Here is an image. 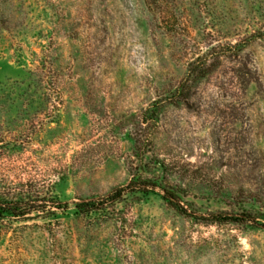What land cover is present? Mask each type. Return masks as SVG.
<instances>
[{"label":"rangeland","instance_id":"rangeland-1","mask_svg":"<svg viewBox=\"0 0 264 264\" xmlns=\"http://www.w3.org/2000/svg\"><path fill=\"white\" fill-rule=\"evenodd\" d=\"M15 200L0 264H264V226L204 219L264 223V0H0Z\"/></svg>","mask_w":264,"mask_h":264},{"label":"trees","instance_id":"trees-1","mask_svg":"<svg viewBox=\"0 0 264 264\" xmlns=\"http://www.w3.org/2000/svg\"><path fill=\"white\" fill-rule=\"evenodd\" d=\"M135 181H130L125 186H119L116 189H114L108 196L105 198L100 199L99 201L95 200H88V201H82L77 205L78 208H80L83 211H90L92 209H98L102 205L107 203H112L116 200H118L122 194L126 190H134V189H140L147 191L149 190V187L154 188L156 186V183L151 180H142L140 183V186L135 188ZM164 197L170 199L172 205L177 206L179 209H183V207L179 204V196L174 193L173 191L169 189H164ZM174 199V200H173ZM52 203H55L52 201ZM37 205L33 204L31 201L26 200H15L11 203H6V205L1 206V213H8L11 216L15 217H23L31 213L33 210L37 209ZM184 210V209H183ZM205 220L210 222H222V221H241V222H250L252 224H258L264 226L263 222H259L256 214L248 211H244L241 214L234 216V215H227L226 213H211L209 216L204 217Z\"/></svg>","mask_w":264,"mask_h":264}]
</instances>
